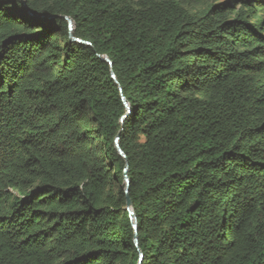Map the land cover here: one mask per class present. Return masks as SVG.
I'll use <instances>...</instances> for the list:
<instances>
[{
  "label": "trees",
  "instance_id": "trees-1",
  "mask_svg": "<svg viewBox=\"0 0 264 264\" xmlns=\"http://www.w3.org/2000/svg\"><path fill=\"white\" fill-rule=\"evenodd\" d=\"M0 264H264V0H0Z\"/></svg>",
  "mask_w": 264,
  "mask_h": 264
},
{
  "label": "water",
  "instance_id": "water-1",
  "mask_svg": "<svg viewBox=\"0 0 264 264\" xmlns=\"http://www.w3.org/2000/svg\"><path fill=\"white\" fill-rule=\"evenodd\" d=\"M65 20L67 21V24H68L69 38H70L72 41H76V42H78V43H83V42H81V41H79V40H77V39H74V38L72 37V34H71V33H72V30H73V23H72V21H71L70 19H68V18H65ZM83 44H84V43H83ZM85 45H88V44H85ZM106 61H107V60H106ZM107 62H108V64L110 65V62H109V61H107ZM112 79H115L113 75H112ZM119 92L121 93V89H119ZM122 99H123V98H122ZM124 105H125V107H126L125 102H124ZM127 112H128V109H127ZM114 147H115L117 153H118L122 158H124V155L122 154V152H121V150H120V148H119V144H118V139H117V138H115V140H114ZM127 169H128V166H127V164H126V165H125V168H124V170H123V178H124V191H123V193H124V195H125V203H126L125 211L129 214V219H130V221L132 222V228H133V230L135 231V230H136L135 217H134L132 211L130 210V200H129L128 195H127V186H128ZM134 242L136 243V239H134Z\"/></svg>",
  "mask_w": 264,
  "mask_h": 264
},
{
  "label": "rangeland",
  "instance_id": "rangeland-1",
  "mask_svg": "<svg viewBox=\"0 0 264 264\" xmlns=\"http://www.w3.org/2000/svg\"><path fill=\"white\" fill-rule=\"evenodd\" d=\"M218 1H225V2H227V1H230V0H218Z\"/></svg>",
  "mask_w": 264,
  "mask_h": 264
}]
</instances>
